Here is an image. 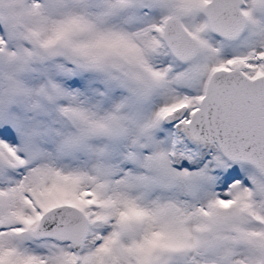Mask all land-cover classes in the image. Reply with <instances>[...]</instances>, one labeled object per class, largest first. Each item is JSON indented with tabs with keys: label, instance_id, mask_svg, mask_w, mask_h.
I'll use <instances>...</instances> for the list:
<instances>
[{
	"label": "snow or ice",
	"instance_id": "1",
	"mask_svg": "<svg viewBox=\"0 0 264 264\" xmlns=\"http://www.w3.org/2000/svg\"><path fill=\"white\" fill-rule=\"evenodd\" d=\"M0 264H264V0H0Z\"/></svg>",
	"mask_w": 264,
	"mask_h": 264
}]
</instances>
